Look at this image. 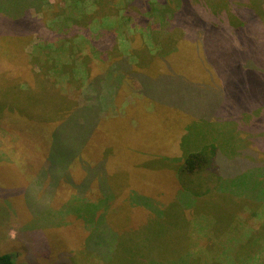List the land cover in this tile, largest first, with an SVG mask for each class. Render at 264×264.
Returning a JSON list of instances; mask_svg holds the SVG:
<instances>
[{"label":"rangeland","instance_id":"rangeland-1","mask_svg":"<svg viewBox=\"0 0 264 264\" xmlns=\"http://www.w3.org/2000/svg\"><path fill=\"white\" fill-rule=\"evenodd\" d=\"M155 1L152 0V2ZM196 1L187 0L186 3L191 6L190 3L193 2L196 6L203 8L206 7V2L208 5L212 2L214 4L212 6H216L218 11L228 7V0H206L203 3ZM70 4H74L76 8L73 9ZM178 4V0H172L174 7L177 8ZM258 5L264 11V0H258ZM6 6L8 10L17 9V6L7 4ZM85 6L86 10L79 11ZM148 6L149 0H82L79 3H74V0H44V5L40 9L30 6V14L23 19L22 23L25 25L31 23L36 26L31 33L23 35L20 49L30 53L34 51V46H37L40 52L43 50L44 59L50 57L51 60L55 59L56 63L60 64L65 56V63L74 65L77 72L69 80V74L63 78H57L55 87L50 90L54 95L56 93V96L64 95L66 100L61 105L64 106L65 103L68 108L70 106L74 110L83 102V93L89 80L95 79L98 75L101 76L103 69H106L110 62L103 59L96 46L102 47L106 51V56H110V60L121 58L119 52H111L112 47L117 46L115 42L117 37L118 41H123L121 36L115 32V29L101 30L99 27L110 24L108 27L112 28V23H119L123 32L126 33L125 43L118 44L121 45L123 53L129 51L138 60L145 58V68L144 65L139 64L138 60L133 63L137 68L136 71H142L144 68L148 73L149 69L157 65L158 70L164 72L163 74L182 77L186 87L189 84L191 90L202 88L206 92L203 95L204 99H210L213 94L216 97L221 96L222 102L224 100L226 102L229 98L230 87L224 80L229 74L232 57L217 56V49L211 42L214 35L221 34L215 32L210 34L211 30L199 24V16L192 17V20L176 15L173 20L178 26L176 31L179 35L184 34V38L174 45L177 47L175 48L169 39H158L160 34L166 37L170 33L171 30L168 28L176 27L173 21L170 25L166 24L165 27L160 28L155 19L161 16L155 14V17L151 18ZM180 7H182L181 3ZM247 14L251 21L249 15L254 16V14L251 12ZM35 22H39L38 25ZM260 31H263V28ZM239 33V31L236 33L238 40H240ZM221 36L224 42L222 46H226L229 42L228 38L226 35ZM3 39L5 46L7 42L5 38ZM48 43L51 47L44 49ZM252 43L254 41H250L248 46H253ZM18 44V42L9 43L13 47H17ZM156 44H162L163 47H158ZM233 47L237 51V47ZM240 47L245 49L243 41ZM66 48H72L75 54L70 55V52L65 51ZM254 48L255 54L262 60L264 39L257 44V47H251L250 52ZM223 52L224 50L218 51L219 54ZM242 52L245 53V50ZM86 57L89 60L88 67L85 64ZM262 61L264 62V59ZM243 66L248 67L247 64ZM237 69L240 70L239 64H237ZM152 72L158 71L153 70ZM37 73H39V68L37 66L34 68L31 58L30 62L23 66L0 58V86L2 87L6 84L4 81L8 80L12 86H18V84L23 86L28 83L40 89V86H36V82L40 85L41 81ZM246 76L249 77V74ZM254 79H263V77ZM127 84H129L127 88L122 91L123 103L126 105L133 96L136 97L135 93L139 87L137 81L126 82L125 87ZM247 91L249 98L256 101L259 106L264 103V90L259 91L251 87ZM3 94L5 93L0 87V254L11 253L16 264H104L100 259L95 261L91 258L93 254L91 256L87 254L88 248L89 253L94 252L89 245L95 242L102 232L114 231V234L111 233L117 237L120 233L118 230L125 231L131 228L125 233V236L131 239L129 247L126 248L122 241L117 259L107 264H140L139 248L143 244L146 247L145 251L149 249L150 244L154 243L150 240L159 241L161 244L157 246L158 250L154 256L149 257L147 263L170 264L173 261L174 264H183V256L189 249L181 251L182 245L178 249L177 243L182 242V238L180 239L178 234L172 237V232L173 230L176 232L177 224L183 228L189 221L185 222L182 213L169 214L164 209L170 203H180L176 197V193L178 196L179 192H176L173 183L176 175L173 171L163 175L151 168H148L149 173H146L143 168L147 167L141 165V158L148 162L153 158L152 156L160 154L157 151L161 148L160 145L169 143L168 140L171 139L168 128L172 126L175 131L182 130L188 121L187 116L179 121H172L167 118L171 115L172 119L171 112L175 113L177 108L171 109L158 104L154 106L140 104L138 105L140 116L138 118L142 126L134 128L135 121L131 120L129 114H127V119H120L116 109L112 111L111 100H108L104 108L111 107L110 113L107 114L108 110L104 115L97 134L92 139L77 136L79 140L87 141L86 145L90 151L87 157L94 152L96 156L101 154L103 158L109 159L105 167V178L109 181L112 190L108 187L110 196L106 195L102 198L98 180L102 174L101 171L100 176H95V182L90 185V190H87L86 195L81 192L82 189L79 186L88 180L91 174L83 169L80 146L72 152L65 153L62 159H59L58 171L61 175L57 182L45 167L46 163H49L47 161L50 155L54 154L56 125L69 113L64 114L65 117L60 115L57 121H44L41 119L44 111L36 110L32 106L35 116L31 111L34 117H30V111L23 113L17 107L11 106V103L6 105ZM150 109L153 111L150 112ZM181 111L184 113L183 110ZM255 136L261 137V133ZM141 137L149 139L150 145L138 143V148L146 149L138 153L139 151L135 150L130 143ZM241 138L247 139L249 146H254L251 148L258 154L259 160H264V151L255 144L253 136L249 137L247 132H241ZM113 144H117V150L124 153L119 158L116 156L119 164L114 163V166L110 159ZM107 147L111 149L108 151ZM174 147H176L174 151H166L165 155L174 156L178 158L177 161L184 159L189 152L188 146L183 145L181 141L178 146ZM100 149L102 152H98ZM73 157L74 159L76 157L77 161L75 160L69 170L71 161L67 172L63 173L64 164ZM98 169L101 167L98 166L96 171ZM259 172H264V168ZM257 173L254 171L252 174L253 181L261 178ZM66 174L69 177H64ZM163 187L166 189V195L158 192ZM178 188L181 191L179 183ZM187 195L183 194V199H185L183 203L189 205L191 198ZM138 202L144 205L137 208L139 204L136 203ZM189 209L185 213L188 215L190 213L191 216L192 209L191 207ZM137 211L145 216L149 211L160 212L159 218L162 221L156 218L142 219L141 214H137L138 217L135 218ZM242 218L245 220L248 215L243 213ZM249 224L252 228L250 232L245 233L246 236L255 234L252 239L250 238V242L235 244L229 248L223 246L229 237L243 233L242 229L216 235L213 239L215 244L211 242L212 256L208 253L209 256L205 257V262L207 264L212 262L216 255L217 260L223 264H233L227 258L228 254L232 253L236 264H248L249 261V264H259L256 261L257 254L263 256L262 264H264V216H250ZM210 225L209 221L200 215L199 222H194L191 227H187L193 231L183 230L182 233L190 238L191 234L201 236L202 233L206 234ZM105 226L106 230L110 229V231H106ZM246 226L248 227V221H246ZM257 234L261 235L260 238ZM106 235L112 236L110 233ZM204 240L206 238H200L197 242ZM190 249L194 251L193 248ZM198 250L195 249V252ZM238 254L244 255L237 259Z\"/></svg>","mask_w":264,"mask_h":264},{"label":"trees","instance_id":"trees-1","mask_svg":"<svg viewBox=\"0 0 264 264\" xmlns=\"http://www.w3.org/2000/svg\"><path fill=\"white\" fill-rule=\"evenodd\" d=\"M80 1L82 0H74V3H79ZM186 1L178 0L179 4L176 8L172 5V0H157L155 2H152V0L150 2L149 0L148 11H151L149 16L151 18H154L155 14L161 16L155 19V22L160 28L165 27L166 24L170 25L176 15L188 17V19L192 20V17L197 18L199 16V24L211 30L210 34L211 32H215L227 36L229 42L226 46H222L224 42L221 35H214L211 38V42L214 43L217 49V56L229 55L232 57L229 74L224 80L230 87L229 98L226 102L225 100L222 102L221 96L216 97L213 94H211L210 99H204L203 95L206 92L202 88L191 90L189 84L186 87L182 77L163 74L164 72H160L157 65L149 69L147 73L144 69L146 66L145 58L138 60L129 51L123 53L121 45L126 41V33L123 32L119 23H112V28L108 27L110 24L100 25L99 27L101 30L107 28L111 30L115 29V32L121 36V40L123 41H118L117 37V41H115L117 46L111 49V52H119L121 58L110 60V56H106V51L102 47L95 45L103 59L110 62L106 69H103L104 71L101 76L98 75L95 79L89 80L90 82L86 85L83 93V102L76 108L77 110L74 108L76 111L71 109L70 106L68 108L65 103L62 106L61 104L66 100L64 95L59 94V96H56L57 94L55 93L54 95L50 90L55 87L57 78H63L69 74V80L77 72L74 65L65 63V56H63V61L60 64H57L55 59L51 60L50 57L44 59L42 57L43 50L40 52V48L37 46H34V51L30 53L24 50L21 51L20 49L22 48L21 40L24 38L23 35L31 33L32 29L36 26L31 23L25 25L22 23L23 19L26 15L28 16L30 14V6L40 9L44 5V0H0V34H2L0 35V58H5L9 62L20 66L30 62L31 58L34 68L36 66L39 68L37 77H39V81L41 80L40 85L36 82V86H40V89L28 83L23 84V86L19 84L18 86H12L8 80H5L4 83L6 84L0 87L5 93L3 94V99L5 98L6 105L7 103H11V106L17 107L23 113L30 111V117L35 116L31 108L32 106L36 110L44 111L41 115V119L44 121H57L60 115L65 117L64 114L69 113L67 117L60 120L56 125L54 154L52 156L50 155L49 161H47L49 163H46L45 167L48 168L57 182L61 175L58 171L59 159L61 160L65 153L72 152L77 146H80L83 169L91 174L88 180L79 186L82 189L81 192L86 195L90 185L95 182V176H100L99 174L102 172L98 179L101 186L102 198L106 195L110 196L108 187L111 188V185L105 178V167L109 159H106L107 157L103 158L101 154L96 156L94 152L91 156L87 157V153L90 152L86 145L87 141L84 139L79 140L77 136L92 139L97 134L104 115L108 110L107 114L110 113L111 107L104 108L107 106L108 100H111L110 104L113 106L112 111L116 109L120 119H127V114H129L131 120L135 121L134 128H141L142 126L141 120L138 118L140 117L138 111V105L140 104L145 106L158 104L171 109L173 107L177 108L175 113L171 112L172 119L171 115L167 118L172 121H179L182 117L187 116L188 121L182 130L175 131L172 126L168 128L171 139L168 140L169 143L160 145L161 148L157 150L160 154L152 156L153 158L148 162H145L146 159L141 158V165L147 167L143 168L146 173H149L148 168L158 170L163 175L168 174L169 171L175 173L176 179L173 180V183L176 192H179L178 196L176 193V197L180 203H170L164 209L169 214L177 215L178 213H182L185 217V222H189H186L183 228L177 224L176 232L173 230L172 237L178 234L180 239L182 238V242L177 243L178 249L181 245V251H187L189 249L186 255L183 256V264H207L205 257L209 256V254L211 255V242L215 244L213 241L214 236L225 232H237L242 229L243 233L229 237L223 246L229 248L235 244L246 241L250 242L255 235L253 234L247 237L245 234L250 232L252 228L249 224L250 216H264V172H259L260 169L264 168V160H259L258 154L253 150L254 146H249L246 142L247 139L244 140L241 138V132H247L249 137L253 136L255 144L264 151V103L259 106L256 101L249 98L247 91L251 87H255L259 91L264 90V62L262 61L264 57H261L262 60L259 59L258 57L260 56L255 54V48L250 52L251 47H257V44L264 39V11L258 5V0H228V7L220 12L213 10L212 5L214 4L212 2L210 5L206 2V7L200 8L199 5L196 6L193 2L190 3L191 6H188ZM204 1L206 0H198L196 2L203 3ZM180 3L182 7H180ZM6 4L17 6V9L13 8L8 10ZM70 5L73 9L76 8L74 4ZM85 8L86 6L79 9V11H84L86 10ZM248 12L254 14V16L249 15L251 21L248 18ZM237 21L239 22L237 23ZM35 23L38 25L39 22ZM173 24L176 27H173V29L168 28V30H171L169 31L170 33L166 37L160 34L158 39H169L173 42V47L177 48L174 45L181 38H184V34L179 35L176 31L178 28L177 23L173 21ZM262 28L263 31H260ZM237 31L240 32V40L237 39ZM163 33H166L165 29ZM3 38L7 42L5 46L3 44ZM242 41L245 49L240 47ZM250 41H254L251 47L248 46ZM8 42H18L19 44L17 47H13ZM119 43L121 45H118ZM156 45L163 47L162 44ZM233 46L237 47V51L234 50ZM49 47H51L50 43L44 49ZM223 50V54L218 53V51L221 52ZM243 50H245V53L242 52ZM65 51L70 52V55L75 54L72 48H66ZM136 60L139 61L140 65H144L142 71L135 70L137 68L133 63ZM146 60L148 59L146 58ZM85 64L88 67L89 60L87 57L85 58ZM237 64H239L240 70L237 69ZM246 64L248 67L243 66ZM153 70L158 72L153 73ZM247 74H249V77L246 76ZM260 76L263 79H254ZM16 81L19 83L18 79ZM129 81H137L139 87L135 93L136 97L133 96L132 100L128 101L126 105L123 103L124 97L122 91L127 88L129 84L125 87V83ZM31 111H33L34 116L31 114ZM152 111L150 109V112ZM70 114L71 116L68 119ZM215 119L216 121H214ZM260 133L261 137L255 136ZM180 141L189 148L186 157L182 159L183 161H177L178 158L165 155L166 151H174V148H176L174 146H178ZM78 142L81 144H77ZM140 142L150 145V140L142 137L130 143L135 150L139 151L138 153L146 150L145 148L141 149L137 147ZM116 146L117 144H113L112 149L111 147L106 148L108 151L111 149L110 159L112 160L113 166L114 163L118 165L117 158L124 155L123 152L117 150ZM98 152H102L101 149ZM75 160L77 161V158L75 157L74 159L73 157L64 164L63 173L67 172L68 164L72 161L69 170L71 169ZM98 166L101 169L96 171ZM254 171L258 172L259 174H257L261 176V178H257V181L252 180ZM64 177H69V175L66 174ZM178 183L181 191H179ZM76 186L78 188V184ZM158 192L161 195L167 194L165 193L166 189L164 187ZM187 192L189 193L188 195ZM183 194L191 198L189 205L183 203L185 202ZM136 204H139L137 208L144 205L142 202ZM171 204L174 205L172 206ZM190 207L192 209L190 211L191 216L190 213L189 215L185 213L186 210H190ZM243 213L248 215V218L245 220L242 218ZM137 214H141L140 218L142 219L149 220L156 218L162 221L159 218L160 212L154 213L149 211L145 216L143 213L137 211L135 218L138 217ZM200 215L206 218L212 225L207 230L208 232L206 231V234L202 233L201 236L191 234V238L183 234V230L193 231L187 227H191L194 222H199ZM246 221H248V227L250 228L246 226ZM130 229H126L125 231L118 230L120 233L117 237L112 235L114 231H111L112 233L102 232L101 236L89 245L94 252L89 253L88 248L87 254L90 256L93 254L94 256H91V258L95 261L96 259H100L104 264L112 263L117 259L119 250H121L120 245L122 241L126 248L129 247L131 239L129 236H125V233ZM106 231H110V229ZM107 233H110L112 236L106 235ZM200 238H206V240L198 243L197 239ZM150 241L154 243L150 244V248H147L146 251V247L143 244L139 248L140 264H155L147 263V260H149V257L155 255L158 250L157 246L161 243L156 240ZM111 247L112 249H109ZM190 248H193L194 251ZM195 249L199 250L195 252ZM198 252H202L205 256ZM226 252L228 253V250ZM241 255L244 254H238L237 259L242 258ZM228 256L227 258L233 264H236L233 254H228ZM262 257L261 254L256 255V261L259 264L263 263ZM0 264H16V261L11 253H3L0 254ZM170 264H174L173 261ZM208 264L223 263L217 260V256L215 255L214 260Z\"/></svg>","mask_w":264,"mask_h":264},{"label":"crops","instance_id":"crops-1","mask_svg":"<svg viewBox=\"0 0 264 264\" xmlns=\"http://www.w3.org/2000/svg\"><path fill=\"white\" fill-rule=\"evenodd\" d=\"M213 8H214V9H213L214 11H216V12H220V11L217 10L216 6H213Z\"/></svg>","mask_w":264,"mask_h":264}]
</instances>
